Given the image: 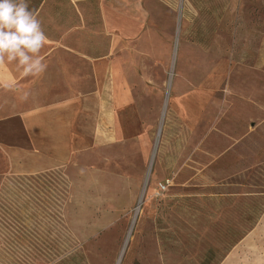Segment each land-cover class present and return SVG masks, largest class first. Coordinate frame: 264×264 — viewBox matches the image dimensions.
Listing matches in <instances>:
<instances>
[{
  "label": "rangeland",
  "instance_id": "1",
  "mask_svg": "<svg viewBox=\"0 0 264 264\" xmlns=\"http://www.w3.org/2000/svg\"><path fill=\"white\" fill-rule=\"evenodd\" d=\"M108 1L26 0L43 31H88L91 46ZM127 1L123 17L147 20L167 56L134 73L132 133L147 135L35 175L0 152V264H264V0ZM201 79L217 86L186 126L170 88Z\"/></svg>",
  "mask_w": 264,
  "mask_h": 264
},
{
  "label": "crops",
  "instance_id": "2",
  "mask_svg": "<svg viewBox=\"0 0 264 264\" xmlns=\"http://www.w3.org/2000/svg\"><path fill=\"white\" fill-rule=\"evenodd\" d=\"M108 2L109 9L106 2L100 7L104 39L93 46L90 32L75 34L56 26L44 31L48 41L41 56L47 69L42 75L23 77L16 62L0 66V152L9 173L41 174L75 161L105 163L123 151L124 143L147 135L144 127L132 133L139 116L135 88L141 83L134 73L151 63L165 64L167 56L159 43L149 48L153 40L143 37L150 31L147 20L123 17L119 11L133 2ZM179 83L171 85L170 108L186 126L193 125L217 85L208 89L210 82L201 79L177 94ZM143 87L150 85L146 81ZM24 92L29 93L26 101L20 99Z\"/></svg>",
  "mask_w": 264,
  "mask_h": 264
},
{
  "label": "clouds",
  "instance_id": "3",
  "mask_svg": "<svg viewBox=\"0 0 264 264\" xmlns=\"http://www.w3.org/2000/svg\"><path fill=\"white\" fill-rule=\"evenodd\" d=\"M37 15L26 0H0V66L16 62L23 77H39L47 69L41 50L48 37ZM28 96L24 92L20 99Z\"/></svg>",
  "mask_w": 264,
  "mask_h": 264
}]
</instances>
